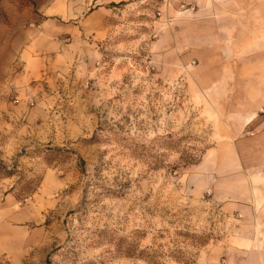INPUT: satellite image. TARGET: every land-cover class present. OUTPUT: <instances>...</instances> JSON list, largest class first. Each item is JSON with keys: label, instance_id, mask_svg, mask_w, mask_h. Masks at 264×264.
<instances>
[{"label": "rangeland", "instance_id": "rangeland-1", "mask_svg": "<svg viewBox=\"0 0 264 264\" xmlns=\"http://www.w3.org/2000/svg\"><path fill=\"white\" fill-rule=\"evenodd\" d=\"M238 1L117 2L77 27L0 0V264H197L224 247L233 218L187 178L264 115V0Z\"/></svg>", "mask_w": 264, "mask_h": 264}, {"label": "crops", "instance_id": "crops-1", "mask_svg": "<svg viewBox=\"0 0 264 264\" xmlns=\"http://www.w3.org/2000/svg\"><path fill=\"white\" fill-rule=\"evenodd\" d=\"M33 1L37 7L57 8L52 16L76 19L78 27L113 3L132 4L139 0ZM185 1L195 8L208 5V0ZM222 2L224 6L240 5L238 0ZM258 118H264V115L255 113L241 118L242 126L250 128V136L220 137L221 141L208 147L192 165V174L187 178L191 189L208 193L211 200L225 208V214L233 218V232L225 239L224 247L202 255L197 264H264V125L256 121ZM9 239L6 227L4 231L0 229V253H4L2 248Z\"/></svg>", "mask_w": 264, "mask_h": 264}]
</instances>
